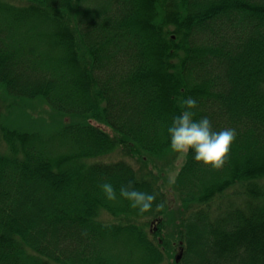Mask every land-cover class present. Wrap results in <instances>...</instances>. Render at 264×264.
<instances>
[{
	"label": "trees",
	"instance_id": "1",
	"mask_svg": "<svg viewBox=\"0 0 264 264\" xmlns=\"http://www.w3.org/2000/svg\"><path fill=\"white\" fill-rule=\"evenodd\" d=\"M178 97L222 168L171 151ZM0 264H264V0H0Z\"/></svg>",
	"mask_w": 264,
	"mask_h": 264
},
{
	"label": "clouds",
	"instance_id": "2",
	"mask_svg": "<svg viewBox=\"0 0 264 264\" xmlns=\"http://www.w3.org/2000/svg\"><path fill=\"white\" fill-rule=\"evenodd\" d=\"M177 104L182 110L179 115L172 118V123L167 131L170 137V149L181 153L193 150V159L197 163L220 169L227 162L230 146L234 143L237 132L234 128L215 131L207 117L194 119L197 101L195 98L178 97ZM104 197L108 201H116L117 192L110 182L100 185ZM120 197L129 201V206L140 214L152 210L156 200L155 193L137 190L132 181L122 184L119 189ZM164 203L156 205L157 210H162Z\"/></svg>",
	"mask_w": 264,
	"mask_h": 264
},
{
	"label": "rangeland",
	"instance_id": "3",
	"mask_svg": "<svg viewBox=\"0 0 264 264\" xmlns=\"http://www.w3.org/2000/svg\"><path fill=\"white\" fill-rule=\"evenodd\" d=\"M182 160H183V159L181 158V159L178 161L177 166H180ZM175 171H176V169H173V170L170 172V174H169L170 177H171V175H172ZM170 186H171V185H170ZM170 186H169V187H170ZM175 254H176V252H175Z\"/></svg>",
	"mask_w": 264,
	"mask_h": 264
}]
</instances>
